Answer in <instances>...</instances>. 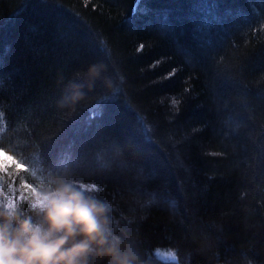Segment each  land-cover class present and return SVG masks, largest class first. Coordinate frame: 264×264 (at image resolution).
<instances>
[{"label": "trees", "instance_id": "16d2710c", "mask_svg": "<svg viewBox=\"0 0 264 264\" xmlns=\"http://www.w3.org/2000/svg\"><path fill=\"white\" fill-rule=\"evenodd\" d=\"M92 63L111 90L97 82L76 113L57 109ZM244 107L264 115V0H0L5 143L36 171L57 161L100 185L149 264H264V154L247 181ZM111 143L123 163L107 171L96 156Z\"/></svg>", "mask_w": 264, "mask_h": 264}, {"label": "clouds", "instance_id": "9594fccd", "mask_svg": "<svg viewBox=\"0 0 264 264\" xmlns=\"http://www.w3.org/2000/svg\"><path fill=\"white\" fill-rule=\"evenodd\" d=\"M104 72L102 63H92L83 76L69 80L57 109L76 113L97 82L111 90ZM108 150L109 159L96 156L107 171L123 163L118 146L111 143ZM102 194L100 185L57 161L36 171L23 153L0 149V264H149L139 229Z\"/></svg>", "mask_w": 264, "mask_h": 264}, {"label": "snow or ice", "instance_id": "6c2138e0", "mask_svg": "<svg viewBox=\"0 0 264 264\" xmlns=\"http://www.w3.org/2000/svg\"><path fill=\"white\" fill-rule=\"evenodd\" d=\"M257 29L255 27L252 28V31L255 32ZM145 44L144 43H139L137 47L135 48L136 53H140L144 50ZM163 62V59L161 61H155L153 62V65H150L149 67H154L157 64ZM179 68L173 69L172 72L166 74V78H170L172 75H175L177 71H179ZM243 93L242 95L247 97V88L243 87ZM187 91V89H185ZM246 117L248 122L251 125V129H254V131H247V136L249 139V143L252 145L251 149L244 155L243 157V163L244 166L241 169V172L243 174V177L247 178V181L249 177L253 181L257 180V161L258 157L262 154H264V143L259 142V137L261 135H264V115H261L260 117L254 116L248 109L247 107H244ZM96 113H93V116H95ZM230 127L234 131H239L241 129L247 128L248 125L243 123L241 120L232 118ZM13 126L9 123L7 119L4 118V113L0 112V149H5L6 154H11V153H17V149L12 146L11 142L5 143V137L9 134L10 131H12ZM198 129H194L193 131H196ZM228 136V135H227ZM228 138L231 140V137L228 136ZM207 155V153L205 152ZM237 167H240V159ZM239 196L241 199L245 198L247 196V188L241 189L239 192ZM151 201H146V204H150ZM260 207H264V201L259 202ZM251 264V262H249Z\"/></svg>", "mask_w": 264, "mask_h": 264}, {"label": "rangeland", "instance_id": "374dc122", "mask_svg": "<svg viewBox=\"0 0 264 264\" xmlns=\"http://www.w3.org/2000/svg\"><path fill=\"white\" fill-rule=\"evenodd\" d=\"M158 255L162 256L166 260H173V261H178V257L176 255H173L172 252H163L159 253Z\"/></svg>", "mask_w": 264, "mask_h": 264}]
</instances>
